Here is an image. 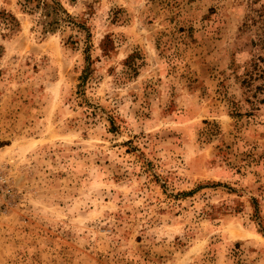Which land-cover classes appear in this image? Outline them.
Instances as JSON below:
<instances>
[{
    "label": "rangeland",
    "instance_id": "obj_1",
    "mask_svg": "<svg viewBox=\"0 0 264 264\" xmlns=\"http://www.w3.org/2000/svg\"><path fill=\"white\" fill-rule=\"evenodd\" d=\"M58 1L0 0V264H264V0Z\"/></svg>",
    "mask_w": 264,
    "mask_h": 264
},
{
    "label": "trees",
    "instance_id": "obj_2",
    "mask_svg": "<svg viewBox=\"0 0 264 264\" xmlns=\"http://www.w3.org/2000/svg\"><path fill=\"white\" fill-rule=\"evenodd\" d=\"M49 1H51L52 4H50ZM23 5L30 11L44 8L46 10V15L51 16L50 25L55 28L60 25L58 16L67 22H72L73 19L58 0H23ZM53 13L56 14L53 15ZM244 26L246 29H255L256 31V37L252 41V44L256 47V52L251 58V63L247 68L246 73H244L242 81L246 86H252L258 79L264 80V7L258 10L256 16H254L250 22H246ZM88 70L85 69L83 71L81 76L83 81L85 80V76L88 74ZM263 86L264 85L262 84L257 88H263Z\"/></svg>",
    "mask_w": 264,
    "mask_h": 264
}]
</instances>
